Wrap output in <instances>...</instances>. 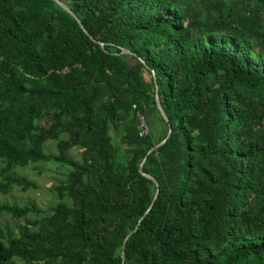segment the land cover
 Segmentation results:
<instances>
[{"label": "trees", "instance_id": "16d2710c", "mask_svg": "<svg viewBox=\"0 0 264 264\" xmlns=\"http://www.w3.org/2000/svg\"><path fill=\"white\" fill-rule=\"evenodd\" d=\"M59 1L104 50L55 0H0V196L36 188L19 166L65 179L0 204V264H264V0Z\"/></svg>", "mask_w": 264, "mask_h": 264}, {"label": "rangeland", "instance_id": "374dc122", "mask_svg": "<svg viewBox=\"0 0 264 264\" xmlns=\"http://www.w3.org/2000/svg\"><path fill=\"white\" fill-rule=\"evenodd\" d=\"M150 123L153 132H159V125L154 118V115L150 116ZM157 125V130H156ZM45 126V124H44ZM119 141V140H118ZM46 153L57 155L58 150L56 143H50L46 146ZM81 152L75 151L71 154V158L75 160L80 159ZM2 165V163H0ZM0 165V169L2 166ZM14 176H19L20 178H26L36 185V188L29 190H24L22 187H14L9 195L0 196V204L18 205L26 206L29 204H36L40 209L47 210L50 207L56 205L59 202L58 193H56V188L59 184H62L64 179L63 170L56 167L53 164H37L30 165L29 167L19 166L13 171ZM43 216H40L42 218ZM31 218H37L36 215L31 216ZM24 222V221H23ZM4 224L9 226H15L20 223L14 221L11 218L5 219Z\"/></svg>", "mask_w": 264, "mask_h": 264}, {"label": "water", "instance_id": "95a60500", "mask_svg": "<svg viewBox=\"0 0 264 264\" xmlns=\"http://www.w3.org/2000/svg\"><path fill=\"white\" fill-rule=\"evenodd\" d=\"M60 6H62V8H64L69 14H71L75 19L76 21L78 22V24L80 25V28L82 29V31L85 33V35L89 36L94 42H96L97 44H99L101 46V48L104 50L105 49V44L104 43H101V42H98L96 41L84 28V25L82 24V22L80 21V19L77 17V15L69 8L67 7L64 3H62L61 1L59 0H55ZM122 54H133L131 51L129 50H126V49H123L122 50ZM143 63L144 61L141 60ZM153 74V77H154V81H155V84H156V105H157V109L158 111L160 112L162 118L164 119V121L166 123H168V127H169V133H168V136L167 138L162 142L160 143L159 145H157L156 147H154L150 152H149V155L155 153L156 151H158L160 148H162L167 142L168 140L170 139L171 135H172V126L171 124H169V118L162 106V103L160 101V98H159V88H158V85H157V79H156V75H155V72L153 71L152 72ZM147 158H145L140 166V170H141V174L143 177L151 180L154 182V184L156 185V193H155V196H154V199L150 205V209L146 212V214L143 216V218L141 219V221L139 222V225L137 226V228L133 231V233L126 239L125 241V244H124V249H123V259H124V262L126 260V251H127V247H128V243L129 241L138 233V231L140 230L141 226H142V223L143 221L149 216V214L151 213V210L153 209L154 207V204L156 202V200L158 199L159 197V193H160V186H159V183L157 181V179H155L153 176H151L150 174H147L145 171H144V164L146 162Z\"/></svg>", "mask_w": 264, "mask_h": 264}, {"label": "built area", "instance_id": "2783aa9c", "mask_svg": "<svg viewBox=\"0 0 264 264\" xmlns=\"http://www.w3.org/2000/svg\"><path fill=\"white\" fill-rule=\"evenodd\" d=\"M67 71H68V69H65L63 71V73H66ZM133 108L135 109L136 106H134ZM139 120H140V122H139V133H140V137L142 138V137L149 135L150 130H149V125H148L144 116L139 115Z\"/></svg>", "mask_w": 264, "mask_h": 264}]
</instances>
